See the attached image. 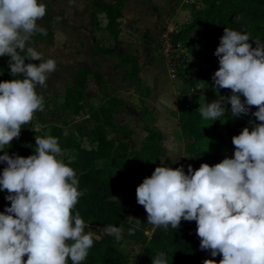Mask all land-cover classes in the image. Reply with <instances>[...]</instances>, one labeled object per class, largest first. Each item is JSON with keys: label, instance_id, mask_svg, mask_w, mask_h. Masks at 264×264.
<instances>
[{"label": "clouds", "instance_id": "clouds-1", "mask_svg": "<svg viewBox=\"0 0 264 264\" xmlns=\"http://www.w3.org/2000/svg\"><path fill=\"white\" fill-rule=\"evenodd\" d=\"M45 15L46 5L38 0H0V57H9L10 75H23L0 82V151L20 136L21 126L36 111L43 110L37 86L45 87L57 70L55 59H45L29 44L34 34L47 35L37 23ZM214 55L219 68L212 76L213 86L230 89L231 95L200 104V115L221 119L227 103L233 116L248 115L255 107L251 115L260 123L234 136L233 157L214 166L201 164L193 171L189 165L188 174L183 166L156 167L136 188V200L155 227L176 229L181 220L195 221L200 249L212 257L221 255L219 264H264V43H250L244 30L224 28ZM26 59L40 63L25 64ZM35 144L36 154L27 158L0 155L7 165L0 175V191L7 190L5 200L10 201L0 213V264H68L69 259L81 264L93 236L85 233L79 213L73 215L82 195L76 173L57 159V138L37 137ZM105 231L118 237L120 229L109 225ZM152 264H168L167 257L157 253ZM203 264L216 262L206 259Z\"/></svg>", "mask_w": 264, "mask_h": 264}, {"label": "rangeland", "instance_id": "rangeland-1", "mask_svg": "<svg viewBox=\"0 0 264 264\" xmlns=\"http://www.w3.org/2000/svg\"><path fill=\"white\" fill-rule=\"evenodd\" d=\"M38 2L49 5L51 14L61 16V20L53 27L54 42L51 45L40 42L34 44L32 39L29 44L43 53L45 59H55L57 70L49 76L45 87L37 86V94L44 100L43 110L36 111L27 124L32 126L33 134L36 132L45 134L47 130L56 129L60 130L64 137L68 136L69 144H65V148L63 146L57 159L69 167L88 166L84 162L85 152L80 158L77 155L79 159L75 158L74 161L75 155L78 154L74 148L77 144L79 149L86 151L89 149L85 138L78 136V129L92 128L94 123L87 120V115L110 97L123 103L121 107L114 109V122L129 131L130 135L127 138L136 153L141 151L145 143V127L161 134L159 166L163 164L174 170L180 166L185 169L191 165L194 169L195 148L200 163L209 166L220 163L226 157H233L235 148L229 147V137L224 129V116L215 121L205 120L198 110L200 104L211 103L218 97L227 98L231 95L230 89H217L213 86L212 76L219 65L203 64L201 75L190 46L180 43L178 51L182 67L179 78L172 79L166 66L167 59L158 44L160 35L174 32L188 23L191 9L197 11L204 7L202 0H124L121 33L116 40L104 29L99 31L90 29L85 13L86 0H38ZM98 19L100 25H105L106 21L102 14H98ZM37 23L44 27L45 17ZM199 31L197 28L194 29L192 36ZM198 43L206 45L203 39L198 40ZM96 44L110 49L118 48L123 54L137 57L142 65L139 83L122 80L127 73L128 65L121 66L117 60L114 63L110 59L101 58L103 60L100 61L96 58L94 56ZM34 63L38 66L40 61ZM8 65L9 63L0 61V82L23 79V76L10 75ZM84 66L89 67L91 71H98L100 68L106 84L99 87L94 85L91 79L82 96L85 110L77 117H73L63 107L64 84ZM183 91L187 104L185 107L187 128L192 134V139L182 136L180 132L182 117L178 109ZM241 99L244 100V97L241 96ZM223 107L225 111L228 109V112L232 113L230 104L225 103ZM255 111L257 109L252 107L249 112L253 125L260 123L251 115ZM108 137L116 138L118 135L108 130ZM31 140L29 138L27 143L30 144ZM21 144L25 145L24 142ZM59 144H62L61 140ZM137 161L138 158H133L132 165ZM130 218L139 219L141 224L137 225ZM154 227L147 222V213L143 206L137 201H130L126 205L125 220L118 228L120 229L118 237L109 235L105 231L107 227L86 226L85 233L91 231L105 243L115 242L126 256L128 264H138Z\"/></svg>", "mask_w": 264, "mask_h": 264}, {"label": "trees", "instance_id": "trees-1", "mask_svg": "<svg viewBox=\"0 0 264 264\" xmlns=\"http://www.w3.org/2000/svg\"><path fill=\"white\" fill-rule=\"evenodd\" d=\"M202 4L204 5L202 9L197 11L191 9L188 23L183 24L182 27L170 34L174 48H177L180 43L190 46L194 62L199 66L201 75L203 64L219 65L214 52L219 46L224 28L235 31L244 30L250 36V43L255 41L264 43V0H202ZM45 5L44 28L47 35L34 34L31 38L34 44L39 42L45 45L52 44L54 40L53 27L61 20V16L52 15L51 7ZM124 7V0H113L112 2L86 0L85 13L90 29L92 31L101 29L98 20V14L101 13L106 20L104 30L116 40L121 33ZM196 28L200 31L193 37V30ZM201 39L206 42V45H199L198 40ZM17 51L19 52V50ZM95 51L99 55L116 57L120 64H127V73L122 80L124 82L133 80L139 83L142 65L137 57L122 54L118 48L109 49L97 44ZM20 54L24 55V53ZM0 61L2 63L9 62V57H0ZM28 63L35 64L34 61L26 59L25 64ZM19 76L23 75L19 74ZM91 79L96 86L102 87L106 84L101 74L90 72L85 67L76 71L66 82L63 107L72 115L78 116L84 112L81 103L82 96ZM185 101V92L183 91L178 109L182 117L180 132L182 136L192 139V134L187 128L188 120L185 111L187 104ZM122 105V101L116 98H106L88 114L87 120L92 121L94 126L90 129L84 127L78 129L88 142L89 150L93 152L90 165L84 168L71 166L78 179V191L82 192L73 209V214L79 213L87 227H108L111 225L119 228L126 217L127 202L137 201L136 188L159 166L161 134L145 127V143L141 151L136 153L127 138L130 135L129 131L114 122V109ZM252 126L249 114L233 116L227 109L224 115V129L229 137V147L234 148L232 144L234 136H238L245 127L251 131ZM85 130L86 135L84 134ZM108 130H112L118 137L109 138ZM5 152L12 156L7 146L3 151H0V155H4ZM193 154L195 160L193 171H195L199 169L201 163L196 148ZM133 158H138L135 165H132ZM6 166L5 163L0 162V175ZM187 170L188 168L184 169L185 174H188ZM7 195H9L7 190L0 191V213H4L6 207H10V201L5 200ZM196 229L195 221L184 220H181L176 229H173L171 225L167 229L154 227L143 248L138 264H152V259L161 252L167 257L168 264H203L206 259H213L216 264H219L222 259L221 255L212 257L210 251L200 249V238L196 234ZM92 236L93 245L81 264H128L126 256L115 242L105 243L100 237L93 234ZM23 259L26 261L27 256ZM68 264H72L70 259Z\"/></svg>", "mask_w": 264, "mask_h": 264}, {"label": "crops", "instance_id": "crops-1", "mask_svg": "<svg viewBox=\"0 0 264 264\" xmlns=\"http://www.w3.org/2000/svg\"><path fill=\"white\" fill-rule=\"evenodd\" d=\"M113 1V0H112ZM112 1H110V2H112ZM99 14H101V13H99ZM103 15V14H102ZM104 16V15H103ZM105 18V17H104ZM99 20V19H98ZM106 21V20H105ZM106 24V23H105ZM100 27H101V29H104V27H105V25H100ZM100 29V30H101ZM53 34H54V32H53ZM54 38V37H53ZM53 42H54V40H53ZM51 45V44H50ZM110 49V48H109ZM113 49V48H112ZM121 52V51H120ZM123 54V53H122ZM94 56H96V58H99V60L101 61V60H103L104 58L105 59H107V60H112V62H116V60H117V63H119V61H118V59L116 58V57H107V56H103V55H99L97 52H95L94 53ZM101 58H103V59H101ZM115 60V61H114ZM140 62V61H139ZM6 63H9V62H6ZM141 63V62H140ZM120 64V63H119ZM121 66H125V65H127V64H120ZM141 65V64H140ZM85 68H88L89 69V67H87V66H84ZM83 67V68H84ZM90 70V69H89ZM90 72H98L99 74H103L102 73V70L99 68L98 69V71H96V70H94V71H91L90 70ZM75 74V73H74ZM141 75V74H140ZM103 76V75H102ZM72 77V76H71ZM70 78V77H69ZM68 78V79H69ZM68 79L65 81V84H66V82L68 81ZM132 81V80H131ZM129 82V81H128ZM65 84H64V93H65ZM81 103H82V101H81ZM82 105H83V103H82ZM83 107H84V105H83ZM97 108V107H96ZM85 110V109H84ZM67 111V110H66ZM82 113V112H81ZM80 113V114H81ZM73 117H77V116H75V115H73ZM87 118H88V115H87ZM85 135H86V130H85V133H84ZM31 136H32V138H31ZM48 136H52V137H55V138H57L58 139V143H59V140H61V142H62V144H59V146H60V148L61 149H63V146H64V148H65V144H69V139L67 138L68 136H63L62 135V132L60 131V130H56V129H52V130H47L46 131V133L45 134H39V133H35V134H33V129H32V126L31 125H29V124H24L22 127H21V133H20V136L18 137V138H15V139H13V141L11 142V145L10 146H8V149L10 150V152H11V154L13 155V153H15L17 156H19V157H24V158H27V157H29V156H31V155H33V154H36V144H35V138H37V137H39V138H46V137H48ZM78 136H81L82 138H83V135H81L80 133H79V131H78ZM29 138H31L32 140L31 141H29L30 142V144H28L27 142H28V140H29ZM21 142H24L25 143V145L23 146L22 144H21ZM28 145H27V144ZM17 144H19V146H16ZM22 148V150H20V148ZM76 150H77V153L78 154H76L75 155V157H74V161H75V158H77V159H79L80 157H81V155H82V153H84V158H86L85 160H84V162L86 163V164H88V165H90L91 164V162H92V155H93V152H91L89 149L86 151V150H82L81 148L79 149V145L77 144L75 147H74ZM79 156V158H78V156ZM73 167H74V165H73Z\"/></svg>", "mask_w": 264, "mask_h": 264}, {"label": "built area", "instance_id": "built-area-1", "mask_svg": "<svg viewBox=\"0 0 264 264\" xmlns=\"http://www.w3.org/2000/svg\"><path fill=\"white\" fill-rule=\"evenodd\" d=\"M172 32L173 31L166 34L163 33L162 35H160L158 44L163 49L164 56L167 59L166 66L168 67L170 77L172 79H177L180 76V68L182 67V61L179 58L180 57V53L178 51L179 46L177 48H174L171 43L170 34Z\"/></svg>", "mask_w": 264, "mask_h": 264}]
</instances>
